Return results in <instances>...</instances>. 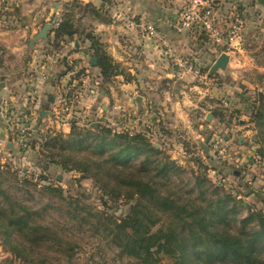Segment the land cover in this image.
I'll use <instances>...</instances> for the list:
<instances>
[{
    "label": "crops",
    "instance_id": "1",
    "mask_svg": "<svg viewBox=\"0 0 264 264\" xmlns=\"http://www.w3.org/2000/svg\"><path fill=\"white\" fill-rule=\"evenodd\" d=\"M73 1H78L82 7L84 5L83 8L71 7L77 23L98 36L105 52L119 64V70L123 71L112 76L109 82L102 81L98 67L92 64L93 57L86 49L88 44L79 42L75 36L60 39L59 47L54 51L60 54V58L54 62L49 58L54 54L47 51L50 49L47 41L52 40L54 32L52 23L61 18L66 5ZM217 2L225 9L236 6L243 13L244 24L237 48L229 52L228 64L222 73L235 74L237 71L231 66L236 60V51H243L245 32L258 25L263 26L260 30L264 29V0ZM3 3L0 2V11L4 12L0 14V82H3L4 86L0 87V103L7 102L13 111L21 105L30 107L32 104L25 100L28 94L32 95L33 105L38 107V113H29L26 111L27 107L25 110L28 112V124L32 129L38 123L39 111H48L33 132L38 129L43 131L50 123L49 108L56 82L79 78L86 68V74L82 78L83 94L76 109L77 119L83 117L90 121L89 123L97 124L106 120L116 129L136 130L148 121H159V126L164 128L182 126L185 132L197 135L193 138L198 143L201 141V138L197 139L200 128H203L204 133L209 132L211 128L224 129L228 134L224 135L227 146L232 147L236 138L237 147H232V150L237 151L243 147L244 136L249 134L250 130L246 129V134H238L237 125L225 128L224 124L219 122L220 118L213 113L219 112L218 100L225 98L229 105H234L236 116L243 122L250 114L247 104L238 101L240 97L237 94V84L218 82L221 73L210 71L221 52L218 53L193 33L176 28L179 12L176 1L4 0ZM88 3L92 6H87ZM46 23L51 25L47 38L39 39L28 47L31 39ZM146 24L155 27L160 39H152L145 34ZM76 41L77 49L74 46ZM188 55L192 56L191 60L194 59L200 64L210 62L208 71L198 77L178 69L171 61V57L182 59ZM62 71V75H57ZM43 72H48V77L43 78ZM128 78L130 79L127 80ZM137 97H140V102L136 101ZM208 114H211L210 120L206 119ZM201 119H206L207 122H200ZM4 124L5 120L0 114L1 137L3 130H6L5 135L8 136ZM249 124L251 122L240 126ZM70 127L71 124L64 125L60 132L67 134ZM10 153L13 154L11 151ZM240 153L237 151L236 154ZM39 162L40 158L35 154L28 163L30 167H36ZM258 164H263L264 167V161ZM248 170H257V167L253 165ZM248 170L242 171L246 173ZM253 174L257 177L251 182V189L258 195L257 182L260 179L258 174ZM261 177L264 178V174Z\"/></svg>",
    "mask_w": 264,
    "mask_h": 264
},
{
    "label": "trees",
    "instance_id": "2",
    "mask_svg": "<svg viewBox=\"0 0 264 264\" xmlns=\"http://www.w3.org/2000/svg\"><path fill=\"white\" fill-rule=\"evenodd\" d=\"M72 6L84 7L78 1L66 5L52 40L47 41L48 53H54L60 39L75 36L79 42L88 44L86 49L95 58L102 81H111L112 76L123 71L105 52L98 36L77 23ZM260 76L264 77V72ZM262 87L250 120L259 144L255 151L264 161V84ZM213 114L221 120L219 112ZM87 122L79 126V119L71 120L67 134L42 133L38 129L32 132L30 148L40 147L39 165L43 170L60 166L65 171L80 172L92 178L107 196L131 202L124 217L111 224L100 223L109 241L121 253L138 264H160L162 255L172 257L173 261L167 264H264V207L257 211L248 209L246 216L238 217L241 201L219 185L211 189L205 186L208 179L202 174L194 176L192 190L196 191V198L185 199L187 195L181 194L180 188L170 186V183L177 186L173 177L179 176L181 167L167 156L158 157L161 149L151 141L148 127L142 125L132 132L128 128L117 131L106 121L99 122L95 128L87 127ZM81 153L89 156L78 159ZM137 160V165H132ZM3 175L0 170V232L7 237L17 233L32 245L49 241L60 245V238L36 221L37 212L27 209L21 199L3 188ZM46 177L41 174L39 178ZM22 181L23 185L31 182L24 177ZM43 188L49 196L64 199L61 187L49 184ZM66 213L76 218L70 211ZM159 213L168 216V223L152 231L151 227L161 221ZM237 221L238 228L232 229V223ZM13 247L12 251L19 254L17 245Z\"/></svg>",
    "mask_w": 264,
    "mask_h": 264
},
{
    "label": "rangeland",
    "instance_id": "3",
    "mask_svg": "<svg viewBox=\"0 0 264 264\" xmlns=\"http://www.w3.org/2000/svg\"><path fill=\"white\" fill-rule=\"evenodd\" d=\"M1 13L4 14V12L0 11ZM260 28H263V26L258 25L245 32L242 44L243 51L232 53L236 60L231 67L237 73L222 74L226 68L218 70L221 73L220 75H222L218 82L225 84L234 82L237 84V94L240 97L238 101L247 104V109L250 111V114L246 116L247 118L240 122L238 115L236 116L235 114L234 105H229V101L225 98L218 100L217 109H219L218 111L221 115L219 122L224 124L225 128H233L234 125H237L239 127L236 131L238 134L245 133L246 129L250 130L249 134L245 133L244 148L241 146L237 149L244 156L241 153L237 155V151L232 150V147H237L236 138L232 147L230 145L227 146L224 135L228 134L224 129L211 128L209 132L204 133L203 128H200L198 131L200 135L197 139L201 138L200 142H203L207 137L209 139L212 137L221 138L222 143L224 142L226 145V152L223 157H219L210 150L209 155H206L200 143L193 138L196 134L192 135L185 132L182 126L180 128L178 126L176 128H164L159 126L161 122L157 123L155 121H148L143 124L146 127L149 125L148 130L152 133L151 141L154 142L155 147L161 149L158 157L167 156L176 161L182 169L179 176L173 177V179L176 178L177 186H174L173 183H170V186L175 187V189L180 188L179 192L187 195L185 199H188V196L196 198V191L192 190L193 180L194 176L202 174L208 179L205 186L211 189L213 186L219 185L241 201L238 217L246 216L248 209L257 211L264 207V178L261 177L264 174V167L263 164L255 162V158L258 156L255 150L259 144L255 138L256 129L249 119L252 107L257 102V95L262 93L264 84V77L260 76V73L264 72V29L260 30ZM191 57L189 55L184 56V58H189L190 60ZM191 61L202 73L208 71L207 66L210 62L205 61L200 64L194 59ZM178 87L180 88L181 85ZM223 100L228 102L227 105H224ZM78 119L79 126H84L82 124L88 121L83 117ZM105 121L102 120L101 122ZM199 121L205 122L206 119ZM106 122L109 125V122ZM247 122H251V124L240 126ZM87 123V127H92L89 121ZM4 126L7 127L6 123ZM109 126L117 131L124 129H116L112 125ZM164 126L166 127V125ZM128 129L131 132L136 130ZM5 131L3 130L2 137L0 136V170L4 172L3 179H1L2 186L9 195L11 192V194L21 199L27 209L37 212L36 221L49 227L51 233L60 238L61 244L58 245L49 241L40 245H32L27 243L17 233L7 237L0 232V264H138L136 260L121 253L112 245L103 230V225L100 224L102 222L111 224L113 220L124 217L129 211L131 202L123 198L107 196L98 188L92 178L82 176L80 172L74 170L65 171L60 166L49 167L46 162H42V164L48 166L47 170H43L39 164L36 167H30L29 159H32L35 154L40 156V147L37 149L31 147L28 151L16 149V152L11 154L10 151H13L6 147L7 138L10 137V134L6 136ZM41 132L45 133L47 131L44 128ZM250 137L251 140L249 141ZM87 156L89 155L81 153L77 158L82 159ZM228 157L239 165L238 168L228 162ZM134 161L132 165L136 166L138 160ZM253 165L255 168L257 167V170H248ZM242 170H248V172L243 173ZM216 173L222 176L223 181L217 179ZM253 173L258 174L260 179L257 182V184L259 183L258 195L251 189V186H253L251 182L253 183L257 177ZM41 174L47 175L46 179H40ZM23 177L31 181L30 185H23V181L21 183ZM16 183H19V185ZM33 183L36 184L35 187H31ZM49 184L62 188L63 200L43 192V187ZM66 211L75 214L76 218H70V214L66 213ZM159 215H161V221L151 227L152 231L163 228V225L168 223L166 214L159 213ZM105 218L108 219L105 221ZM231 228H238V221L233 222ZM14 245H17V248L20 249L19 254H15L12 251ZM171 261H173L171 256L162 255L160 264H167Z\"/></svg>",
    "mask_w": 264,
    "mask_h": 264
},
{
    "label": "built area",
    "instance_id": "4",
    "mask_svg": "<svg viewBox=\"0 0 264 264\" xmlns=\"http://www.w3.org/2000/svg\"><path fill=\"white\" fill-rule=\"evenodd\" d=\"M87 1V0H83ZM179 5L178 19L176 28L187 30L194 34L196 38L203 40L211 45L218 53H229L237 48L240 33L244 24L243 13L236 6L224 8L217 0H174ZM4 4V0H0ZM4 10V9H2ZM58 21H53V27L57 26ZM145 34L152 39H160L159 33L152 24L144 26ZM220 53V54H221ZM53 62L60 58L59 53H54L49 57ZM175 67L182 71L189 72L195 76H202V71L190 60L184 58L171 57ZM81 77L70 81H58L54 86L53 101L49 108L50 123L45 130L51 133L62 131L64 125H70L71 120H77L76 109L83 94L82 78L86 74V68L82 71ZM48 72H43L42 77H48ZM28 107L19 106L14 111L9 108L7 102L0 103V114L7 125V133L10 134L11 141L17 150L28 151L29 141L32 138V126L28 124V112L38 113V107L33 105V96L28 94ZM224 105L227 101L223 100ZM21 104V103H20ZM51 125V126H50ZM149 127V125H148ZM209 150L217 156L223 157L226 152V145L221 138L209 139ZM35 149L38 145H35ZM228 162L238 168L234 160L227 158ZM256 163H262L259 156L255 158ZM217 175V173H216ZM217 179L223 181L221 175Z\"/></svg>",
    "mask_w": 264,
    "mask_h": 264
},
{
    "label": "water",
    "instance_id": "5",
    "mask_svg": "<svg viewBox=\"0 0 264 264\" xmlns=\"http://www.w3.org/2000/svg\"><path fill=\"white\" fill-rule=\"evenodd\" d=\"M51 25L50 23H46L43 25V27L36 33V35L33 37V39H31V41L28 44V47H31L37 40L42 39L45 40L47 38V32L50 30ZM75 48H78V42L76 41L74 43ZM228 59L229 56L226 53H221L218 58L215 60V62L213 63V65L210 68V71L215 73L218 70H224L228 64ZM91 62L93 65H95V58L91 59ZM4 86L3 82H0V87ZM52 100V99H51ZM137 102H140V97H137L136 99ZM48 113V111L45 110H40L39 111V120L38 123L35 125V127L33 129H36L38 124L40 123L41 119L44 118L46 116V114ZM211 118V114H208L206 116V119H210ZM92 127L97 126L96 122H92L90 124ZM209 141V137L205 138V140L203 142H200V146L204 149L206 155H209V146L207 145ZM6 147H8L10 150L13 151V153L16 152V148L14 147L12 141H11V137L7 138V143H6Z\"/></svg>",
    "mask_w": 264,
    "mask_h": 264
}]
</instances>
